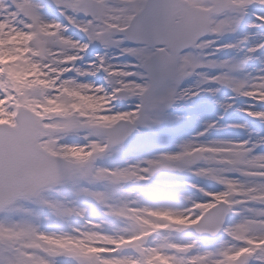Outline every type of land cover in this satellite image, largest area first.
I'll use <instances>...</instances> for the list:
<instances>
[{"label": "snow or ice", "instance_id": "6c2138e0", "mask_svg": "<svg viewBox=\"0 0 264 264\" xmlns=\"http://www.w3.org/2000/svg\"><path fill=\"white\" fill-rule=\"evenodd\" d=\"M0 264H264V0H0Z\"/></svg>", "mask_w": 264, "mask_h": 264}]
</instances>
